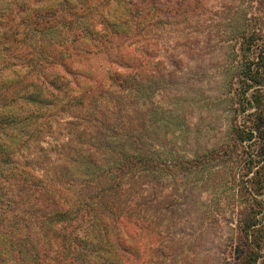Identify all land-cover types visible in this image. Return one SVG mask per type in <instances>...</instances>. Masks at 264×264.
<instances>
[{"label":"trees","instance_id":"16d2710c","mask_svg":"<svg viewBox=\"0 0 264 264\" xmlns=\"http://www.w3.org/2000/svg\"><path fill=\"white\" fill-rule=\"evenodd\" d=\"M238 2L207 92L208 53L156 69L148 39L205 0H0V264H177L196 247L264 264V0ZM229 177L231 221L204 198Z\"/></svg>","mask_w":264,"mask_h":264},{"label":"rangeland","instance_id":"374dc122","mask_svg":"<svg viewBox=\"0 0 264 264\" xmlns=\"http://www.w3.org/2000/svg\"><path fill=\"white\" fill-rule=\"evenodd\" d=\"M3 8L9 10L15 8V3L9 1ZM240 3L238 0H205V9L203 15L196 20L190 22V24L182 27H172L166 30H161L158 27L153 28L149 34L150 47L153 50V64L156 69H161L165 67L166 69L170 68V60L174 58V55H181V57H188L190 50L199 51L202 50L205 53H208L209 56L203 60V65L206 67L202 75V78L205 79L206 87L205 91H209L211 87L214 86V82L218 80L217 76L219 72H216L221 64L225 63L222 59V54L227 51V43L233 38V31L236 30V26L239 22H243L242 18L238 19L237 8ZM0 7V11L3 9ZM8 17L10 14L8 11L3 13ZM62 35L56 33L49 37V40L60 41ZM186 38H191L192 44L191 49L186 45ZM189 41L188 43H190ZM236 45V43H234ZM225 47V48H224ZM10 51V47H9ZM29 51V48L24 49L22 52H17L14 49L11 50V56H20L26 54ZM99 61H97L98 63ZM199 179H182L183 184L188 185L193 182H198ZM180 181V183H181ZM223 183L217 185L216 188H213L209 192H206L204 198L208 200H214L215 203H218L221 200L223 203V197H226L225 191L234 187V183L229 177L227 180L225 178ZM201 183V182H200ZM233 200L225 206H221L219 209L215 205H212L216 211H229V214L226 215L227 221L230 219V211L232 209ZM197 209L202 212L203 207L199 205ZM227 225H229L227 223ZM140 243V255L143 256V250L148 245H152L153 250H155L159 243L160 239L154 233L150 235H144ZM194 255V256H191ZM159 257V256H158ZM204 254L201 247H196L194 253H187L186 250L176 257L177 264H203L204 263Z\"/></svg>","mask_w":264,"mask_h":264}]
</instances>
